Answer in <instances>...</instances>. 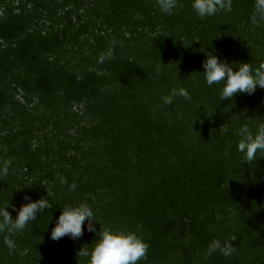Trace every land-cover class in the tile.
I'll use <instances>...</instances> for the list:
<instances>
[{
    "label": "trees",
    "instance_id": "1",
    "mask_svg": "<svg viewBox=\"0 0 264 264\" xmlns=\"http://www.w3.org/2000/svg\"><path fill=\"white\" fill-rule=\"evenodd\" d=\"M186 1L181 0L183 4ZM104 3L102 0V9ZM254 3L255 0H234L232 13L215 17L212 55L235 65L264 63V28L253 29L249 19ZM153 6L151 0H121L117 9L140 11L151 23L161 19L168 22L166 25L173 23L170 29L160 26L158 38L163 41L176 38V43H182L172 15ZM182 9L185 6L178 11ZM158 25L152 30L156 31ZM10 30L17 33V29ZM23 49L22 57L27 54V48ZM183 50L176 53L179 54L177 59H182L179 67H161L160 74L156 72L157 61L150 65L140 62V57L132 61L123 59L111 69H102V101L113 99L112 109H119L107 119V131L111 134L107 140L113 141L115 137L117 149L127 150L136 145L138 150L139 146L137 165L132 168L129 162L120 159L111 169L106 162L99 164L91 155L87 163L75 170L82 176L86 173L93 176L96 170L97 176L102 177L101 182H96L102 185V231L106 227L124 228L150 245L148 259L141 264H157L153 259L161 254L168 234L176 237L175 256L169 264H264V158L244 163L236 151L239 137L235 134L245 123L253 131L264 123V89L257 88L252 95L240 94L220 101V86L209 88L204 81L202 64L206 58L202 60L200 55H194L188 46ZM155 55L152 53L150 57ZM160 56L167 59L164 52ZM6 77L4 74L3 78ZM69 81L74 89L87 92L100 78L96 73H87L74 75ZM115 82L119 86L116 87ZM38 86L50 93L51 77L43 75ZM177 87L187 88L192 99L177 98L173 105L162 110V114H170L172 120L175 116L174 124L169 126L160 121V126H144L132 119L126 121L121 107L128 97L135 104L151 94L162 98ZM91 94L98 96L94 90ZM11 97L9 89L0 85V108ZM224 128L228 131L224 132ZM91 137L96 138L97 134L92 133ZM47 175L52 209H45L41 217L37 214L35 222L12 237L16 242L14 251L5 245L7 234L0 233V264H70L77 258L81 264H86L87 258L79 256L80 250L75 251L73 241L66 236L59 241L51 239L62 208L71 203L66 197L71 177L66 171ZM31 180L28 172L17 169L10 170L7 177H0V206L9 203L8 211L15 214L12 208L25 196L31 197L33 202L47 199L48 193L38 192L34 188L36 182L31 183ZM26 183L33 185L29 192ZM223 210L235 213L240 220L237 230L228 226L223 234V239L236 237L232 244L237 250L230 258L216 253L205 259L204 252L214 239L210 233L212 225L226 221H217L218 211ZM37 250H40L39 259ZM26 251L28 254L24 255ZM9 252L13 255L9 256Z\"/></svg>",
    "mask_w": 264,
    "mask_h": 264
},
{
    "label": "rangeland",
    "instance_id": "2",
    "mask_svg": "<svg viewBox=\"0 0 264 264\" xmlns=\"http://www.w3.org/2000/svg\"><path fill=\"white\" fill-rule=\"evenodd\" d=\"M151 1L153 8L159 9L156 0ZM105 3L102 9V0H0V58L4 60L0 62V85L6 86L12 95L0 108L1 163L11 159V170L28 172L31 183L36 182L34 188L43 195L51 191L47 173L66 171L69 174L70 185L76 183L78 187L66 197L72 204L86 203L93 207L97 219L95 232L85 230L76 240L66 236L74 242L75 251L83 247L91 251L102 231V185H96L102 177L97 176L96 170L93 176L90 173L82 176L75 169L87 163L91 155L99 164L106 162L111 169L120 159L135 168L140 150L136 145L127 150L117 149L115 137L113 141L107 140L111 135L107 131V119L119 109H112L115 103L112 96L111 101H102V69H111L120 60L132 61L137 57L142 58V63L151 65L157 61L158 65H164L163 69H170L182 63L176 53H182L183 48L188 46L194 55L204 60L208 53L213 54L215 43L212 24L216 23V16L198 19L191 0L184 3L185 9L172 15L182 43H176V38L166 41L158 38L160 26L168 24L163 19L151 23L140 11H123L121 7L119 11L117 5L121 0H105ZM155 25L159 26L156 31L152 30ZM169 25L166 28L170 29ZM8 28L17 29V33H11ZM187 38L191 39L187 41ZM23 48H27V54L22 57ZM163 52L166 60L160 56ZM109 53L110 58L100 63L99 58ZM152 53L157 55L150 57ZM87 73H96L100 81L87 92L74 89L69 79ZM46 74L52 80L50 93L38 86ZM115 86L119 83L115 82ZM92 90L98 93L97 97L91 94ZM166 107L161 97L151 94L135 104L128 97L121 108L128 122L132 119L139 125L160 126V121H164L162 123L170 126L175 116L172 120L170 114H162ZM92 133L97 137L92 139ZM32 186L26 183L27 192ZM19 201L17 210L28 202L24 198ZM226 213L231 212L218 211L217 221H226L212 225L210 233L214 239L222 240L228 226L237 230L239 218L235 213ZM11 215L15 219L17 211ZM186 233L191 235L189 231ZM175 238L168 234L161 254L153 259L157 264L172 262ZM36 253L39 259L40 250ZM27 254L26 251L24 255ZM70 264L81 263L77 258Z\"/></svg>",
    "mask_w": 264,
    "mask_h": 264
},
{
    "label": "clouds",
    "instance_id": "3",
    "mask_svg": "<svg viewBox=\"0 0 264 264\" xmlns=\"http://www.w3.org/2000/svg\"><path fill=\"white\" fill-rule=\"evenodd\" d=\"M156 4L167 15H174L184 7L181 0H156ZM233 6L234 0H191V8L200 20L222 13H232ZM249 19L253 29L264 28V0H255ZM106 58H110V53L108 56L102 55L99 62L103 63ZM162 66H164L162 63L156 66L157 74H160ZM202 67L206 85L209 88L220 86V101L232 99L240 94L252 95L257 88L264 89V63L256 66L251 63L229 64L226 60L222 61L208 53ZM177 98L191 101L192 96L187 88L177 87L172 88L168 95L162 97V100L165 105L171 106ZM227 131L228 129L224 128V132ZM235 134L239 137L236 151L241 154L244 163L249 164L258 158H264V123L259 124L255 131L245 123ZM12 165L11 159L0 163V177H7ZM77 187L76 183L71 184L69 193L75 192ZM47 193V199L41 198L34 202L31 201V197L25 196L27 203L19 210L12 208V211H17L15 219L8 211L9 203L0 206V233L7 234L4 242L8 249L15 250L16 242L12 237L22 232L30 223L35 222L38 213L41 215L45 209H52L49 192ZM86 221L87 231L95 232L94 222H97V219L93 207L86 203L65 205L51 231V239L59 241L65 236L73 240L79 239L84 234ZM98 236V242L91 251L83 247L78 253L80 257L88 258V264H141L148 259L150 245L135 232L124 228L113 230L106 227L98 233ZM235 240V236L223 240L213 239L204 252V258L212 257L216 253L225 258L232 257L237 250L232 244Z\"/></svg>",
    "mask_w": 264,
    "mask_h": 264
}]
</instances>
